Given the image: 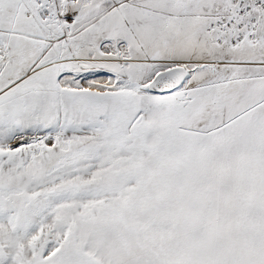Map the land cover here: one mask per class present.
<instances>
[{
	"label": "snow or ice",
	"instance_id": "1",
	"mask_svg": "<svg viewBox=\"0 0 264 264\" xmlns=\"http://www.w3.org/2000/svg\"><path fill=\"white\" fill-rule=\"evenodd\" d=\"M0 264H264V0H0Z\"/></svg>",
	"mask_w": 264,
	"mask_h": 264
}]
</instances>
